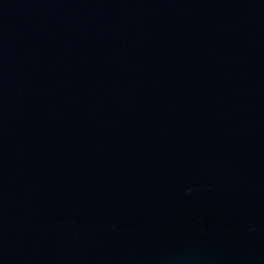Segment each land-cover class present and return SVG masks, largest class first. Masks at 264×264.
I'll return each instance as SVG.
<instances>
[{
	"label": "water",
	"instance_id": "95a60500",
	"mask_svg": "<svg viewBox=\"0 0 264 264\" xmlns=\"http://www.w3.org/2000/svg\"><path fill=\"white\" fill-rule=\"evenodd\" d=\"M0 264H264V0H0Z\"/></svg>",
	"mask_w": 264,
	"mask_h": 264
}]
</instances>
